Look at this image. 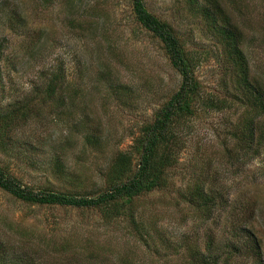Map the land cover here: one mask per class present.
<instances>
[{
    "label": "rangeland",
    "instance_id": "obj_1",
    "mask_svg": "<svg viewBox=\"0 0 264 264\" xmlns=\"http://www.w3.org/2000/svg\"><path fill=\"white\" fill-rule=\"evenodd\" d=\"M218 1L213 23L210 0H145L195 59L202 98L193 115L173 121L179 140L169 183L141 198L135 225L0 188V264H200L193 257L207 253L210 237L217 264L235 244L242 251L230 264H264V114L253 118L248 101L236 102L244 87L216 33L228 25L241 33L250 78L264 88V0ZM56 75L61 87L49 98ZM0 83V114L33 111L9 126L0 118V166L37 190L94 194L115 173L117 154L135 152L181 75L133 0H0ZM212 98L217 107L208 106ZM246 117L257 132L251 145ZM196 179L228 200L207 219L179 191ZM251 233L257 258L247 247Z\"/></svg>",
    "mask_w": 264,
    "mask_h": 264
},
{
    "label": "trees",
    "instance_id": "obj_2",
    "mask_svg": "<svg viewBox=\"0 0 264 264\" xmlns=\"http://www.w3.org/2000/svg\"><path fill=\"white\" fill-rule=\"evenodd\" d=\"M210 1L213 4L211 8L214 10L211 20L213 23L214 21L218 23L215 10L220 9L222 4L218 0ZM133 11L141 24L163 43L173 67L181 75L179 88L160 109L155 120L143 127V133L136 139V143L132 147L135 152L121 151L117 154L113 165L115 173H112L108 178L107 185L94 194L72 193L57 189L37 190L24 185L2 166H0V188L28 203L99 209L109 219L123 216L135 225L137 222L136 208L140 205L141 198L168 185L167 171L168 167L177 160L176 150L179 140V134L174 130L173 121L179 118L185 120L194 114V106L202 98L201 83L194 75L195 59L188 57L187 50L171 24L151 12L147 8L145 0H133ZM216 33L219 38L221 36L224 39V51L227 54V59L238 71V83L244 87L239 95H235L236 102L247 105L248 101L253 118L254 116L260 117L264 114V88L262 83L254 82L250 78L249 63L240 44L241 33L231 25ZM55 77L49 84L50 89L47 91L49 98L57 92L59 86L61 87L58 84V78L61 79L62 76L56 75ZM215 101L214 98L210 99L208 106L217 107ZM63 102L65 99L61 98L60 104ZM13 112L14 110L0 114L1 121L4 122L2 126H9L12 119L18 116L17 114L25 119L33 114V111L27 107L21 108L18 113ZM251 118L246 117L244 120L248 130L245 135L250 145L254 142L257 134L253 126L254 119ZM135 156H137L136 163L134 161ZM133 163H135V167H133ZM193 184V188L179 191L186 197V201L196 206L206 219L212 217L218 208H223L228 203L225 194L219 191L215 185L206 186L204 182L197 179ZM134 228L139 234V225L134 226ZM249 232L251 231L243 229L244 235H248ZM251 237H253V241H249L247 247L251 254L257 258L256 254L261 251L260 243L253 233H251ZM207 248V253L202 257H193L194 263L217 264L218 259L214 261L215 252L212 237L207 241ZM241 251L242 249L236 244L232 245L224 253L222 260L225 259L223 261L230 264V260Z\"/></svg>",
    "mask_w": 264,
    "mask_h": 264
}]
</instances>
